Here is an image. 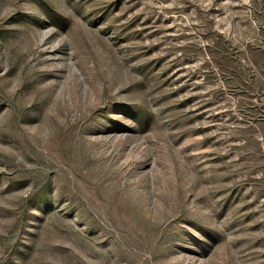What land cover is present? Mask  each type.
<instances>
[{"label": "rangeland", "instance_id": "obj_1", "mask_svg": "<svg viewBox=\"0 0 264 264\" xmlns=\"http://www.w3.org/2000/svg\"><path fill=\"white\" fill-rule=\"evenodd\" d=\"M0 264H264V0H0Z\"/></svg>", "mask_w": 264, "mask_h": 264}]
</instances>
